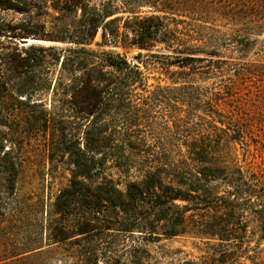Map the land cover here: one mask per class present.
<instances>
[{"label":"rangeland","instance_id":"obj_1","mask_svg":"<svg viewBox=\"0 0 264 264\" xmlns=\"http://www.w3.org/2000/svg\"><path fill=\"white\" fill-rule=\"evenodd\" d=\"M90 4L120 6L117 0ZM86 21L71 0H0V264H76L79 254L93 250L100 254L97 264H264V133L258 121L242 141L216 134L210 101L219 80L197 77L194 87L182 90L178 76L169 77L160 64L143 68L146 92L110 106L107 116L88 115L79 94L83 70L64 61ZM255 38L248 59L264 63V32ZM87 48L134 62L147 53L105 45L101 30ZM259 85L258 114L264 110ZM137 110L147 124L119 123ZM83 157L105 159L89 184L92 209L86 215L76 201L62 212L58 197ZM106 180L124 196L123 208L105 204L95 214V189ZM144 181L166 196L157 199L151 191L148 202L135 207L127 198L130 186L144 189ZM177 194L188 201L168 199ZM61 233L67 239L55 243ZM24 246L41 256L4 259Z\"/></svg>","mask_w":264,"mask_h":264},{"label":"trees","instance_id":"obj_2","mask_svg":"<svg viewBox=\"0 0 264 264\" xmlns=\"http://www.w3.org/2000/svg\"><path fill=\"white\" fill-rule=\"evenodd\" d=\"M71 1L73 7L87 16L88 27L70 39L73 46L66 50L68 56L64 61L76 63L78 69L83 70L79 94L87 104L85 112L88 115L97 112L106 115L110 106H123L125 97L146 92L148 77L145 70L149 65L160 64V71H165L169 77L178 76L182 90L194 87L191 80L197 77L219 80L211 91L210 101L216 134L220 131L232 141H242L252 133L256 120L264 133V110L258 114V82L264 94V63L248 59V52L257 41L255 37L264 32V0H117L120 6L113 8L106 4L100 9L91 6L90 0ZM143 8H149L148 13L142 11ZM99 30L105 45L137 48L147 53L138 54L137 62H134L120 53L88 49ZM158 46L162 51L153 52ZM172 66L178 67L179 72H171ZM124 122L138 127L148 123L144 112L139 110L119 123L123 126ZM195 159L206 162L203 155ZM104 166L105 159L95 162L94 158L83 157L75 162L71 185L57 200L62 212L70 210L77 201L88 209L86 215L90 213L92 208L87 206L90 205L87 201H93L89 194L94 193L91 194L93 187L89 184ZM112 184L106 180L104 185L96 187L97 209L105 204L113 208L124 204V196ZM144 184V189H135V184L130 186V189L134 188L127 195L130 204L135 207L146 204L151 191L155 198H165V191L157 192L159 185L146 181ZM168 199L171 202L188 201L183 194ZM94 213H99V209ZM136 229L145 228L133 227L124 231L133 233ZM54 239L58 243L67 238L61 233ZM32 247L24 246L3 257L27 261L28 257L41 256L30 250ZM30 252L33 253L25 256ZM99 259L100 254L93 250L79 254L75 263L97 264Z\"/></svg>","mask_w":264,"mask_h":264},{"label":"water","instance_id":"obj_3","mask_svg":"<svg viewBox=\"0 0 264 264\" xmlns=\"http://www.w3.org/2000/svg\"><path fill=\"white\" fill-rule=\"evenodd\" d=\"M31 41H32V40H28V39L23 40V42H24L25 44H29V43H31ZM38 42H40V41H38ZM134 60L137 61V57H134Z\"/></svg>","mask_w":264,"mask_h":264}]
</instances>
